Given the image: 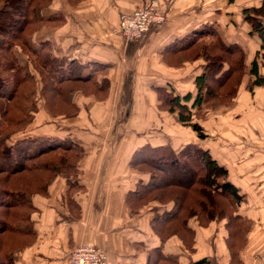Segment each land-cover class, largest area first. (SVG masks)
<instances>
[{"label": "crops", "instance_id": "0c3cea01", "mask_svg": "<svg viewBox=\"0 0 264 264\" xmlns=\"http://www.w3.org/2000/svg\"><path fill=\"white\" fill-rule=\"evenodd\" d=\"M147 1L81 0L74 5L70 0H51L41 9L45 20L56 18L59 25L35 33L31 45L48 42L57 58L86 67L104 65L98 81L107 80L109 90L104 100L76 92L72 99L79 114L65 118L75 119V126H56L59 131L48 135L77 140L84 156L76 178L59 175L47 195L32 197L37 209L31 217L35 240L13 253L14 264H71V252L81 246L104 250L107 264H201L205 260L212 264H260L264 256V142L253 138L241 143L239 137L236 143H221L218 151L201 144L195 133L191 139L168 141L167 133L148 126L159 113H165L159 108L156 89L174 87L180 94L179 90L194 91L195 78L201 72L198 62L180 67L166 64L167 48L211 24L227 44H238L247 54L246 41L253 52L258 51L261 42L251 35L243 10L261 6L262 0H247V5L227 0H157L167 21L154 26L144 38L125 42L115 31L121 16ZM119 119L120 123L128 119V125L121 126ZM131 119L141 121L133 124ZM132 134L138 137L134 143L130 142ZM96 135L100 138L95 140ZM190 143L210 150L229 171L230 182L243 197L237 214L246 221L244 236L231 235L227 220L201 226L196 217L187 221L189 232L184 237L163 236L165 223L156 220L173 212L174 202L152 201L136 209L129 205V196L151 178L132 168L134 154L147 145L179 150ZM69 180L75 184L72 189Z\"/></svg>", "mask_w": 264, "mask_h": 264}, {"label": "trees", "instance_id": "16d2710c", "mask_svg": "<svg viewBox=\"0 0 264 264\" xmlns=\"http://www.w3.org/2000/svg\"><path fill=\"white\" fill-rule=\"evenodd\" d=\"M50 1L0 0V264H14L13 253L35 240L31 217L37 209L32 197L47 195L59 175L76 178L84 156L82 147L71 138H20L36 119L38 97L52 117L70 118L80 111L72 99L76 92L104 100L109 90L107 80L98 81L104 65L86 67L57 58L48 42L31 45L35 33L59 25L58 19L45 20L40 14ZM70 1L75 5L81 0ZM243 16L264 50V0L259 7L244 9ZM18 51L27 57L25 63ZM199 60L203 64L194 91L180 94L174 87H163L156 92L161 111L175 114L178 122L205 139L202 126L192 122V117L201 118L202 109L216 101L235 99L246 75V53L238 44H227L219 29L207 24L175 41L164 55L166 64L177 67ZM250 75V89L264 85L257 60L252 62ZM226 83L227 89L221 91ZM131 166L151 177L129 196L132 209L152 201L175 203L173 212L156 220L165 223L163 236L184 237L189 232L187 221L193 217L201 226L227 220L231 235H245L246 221L237 214L243 197L210 150L195 143L179 150L147 145L134 154ZM69 185L75 187L70 180ZM201 264L212 263L205 260Z\"/></svg>", "mask_w": 264, "mask_h": 264}, {"label": "rangeland", "instance_id": "374dc122", "mask_svg": "<svg viewBox=\"0 0 264 264\" xmlns=\"http://www.w3.org/2000/svg\"><path fill=\"white\" fill-rule=\"evenodd\" d=\"M227 1L229 2V4L242 3L243 5H247V0ZM253 40L255 41V38H252V42ZM245 42L243 44L246 50H248V53L246 54V75L243 78V82L238 90V93L237 91H235V99L233 98L222 101L221 104L216 101V104H210L208 107H204L202 109L200 113L201 118L197 119L195 117H192V122L198 123L202 126L204 133L207 135L205 139H200L198 137V134L190 126L181 124L176 120L175 114H171L169 112L159 113L158 118L151 121L152 126H148L149 129H151L152 131L158 130L161 133H167L168 141H171L172 139H174L175 141L177 140V138L178 141L184 138L191 139L195 133L197 140H201V144H207L206 146L214 147L218 149V151L221 143H236L239 141V137L241 138V143L242 140L247 143L252 142L253 138H256L255 141H258V139H260V142H264V85L254 87L253 89H250L249 87L252 81L251 79H253L250 75V70L252 62L254 60H257V63L259 65L260 78L264 79V50L261 48V43V45H259L258 47L259 50L253 52L250 49L252 45L249 46V44ZM18 55L23 63L27 61V57L22 55L19 51ZM196 62L199 63L201 69L203 61L199 60ZM228 85L229 83H226L223 87H220V90L225 91ZM179 91L184 93L186 92V89L185 91ZM37 107L38 113L35 121L27 128L25 132L21 134L20 138L28 136L48 137V135H53L59 131L56 129V126L57 128L60 126H69L70 124L74 125V123L76 122L75 119L68 120L65 119V117H52L45 109L44 101L40 96L38 97ZM196 112L197 111H195L194 114H196ZM120 120L121 119H119L118 121L121 126L128 125V119H123L121 123ZM131 121L133 122V124H135L136 122L141 120L131 119ZM51 123L53 125H51ZM76 124H79L80 126H87L82 125L81 123ZM95 125L101 126L98 123ZM252 127V132L249 133ZM141 128L143 129V126ZM254 132L257 133V136L253 135ZM106 136L107 135H103V139L107 138ZM99 138L100 136L96 135L95 140ZM136 138L138 137L132 134L130 136V142L134 143Z\"/></svg>", "mask_w": 264, "mask_h": 264}, {"label": "built area", "instance_id": "2783aa9c", "mask_svg": "<svg viewBox=\"0 0 264 264\" xmlns=\"http://www.w3.org/2000/svg\"><path fill=\"white\" fill-rule=\"evenodd\" d=\"M167 13L157 0H149L130 14H123L119 27L115 30L125 42L144 38L150 30L167 21ZM71 264H107V254L95 246H81L70 254ZM260 264H264V256Z\"/></svg>", "mask_w": 264, "mask_h": 264}]
</instances>
